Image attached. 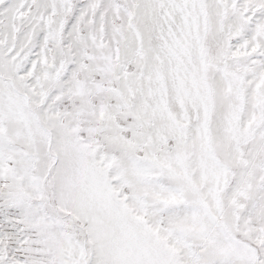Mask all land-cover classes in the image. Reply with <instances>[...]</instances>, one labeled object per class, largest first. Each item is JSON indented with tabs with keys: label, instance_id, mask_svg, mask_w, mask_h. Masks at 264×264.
I'll list each match as a JSON object with an SVG mask.
<instances>
[{
	"label": "snow or ice",
	"instance_id": "1",
	"mask_svg": "<svg viewBox=\"0 0 264 264\" xmlns=\"http://www.w3.org/2000/svg\"><path fill=\"white\" fill-rule=\"evenodd\" d=\"M0 264H264V0H0Z\"/></svg>",
	"mask_w": 264,
	"mask_h": 264
}]
</instances>
